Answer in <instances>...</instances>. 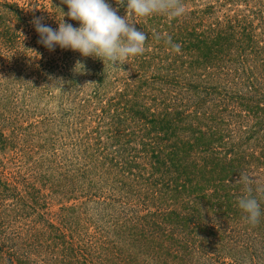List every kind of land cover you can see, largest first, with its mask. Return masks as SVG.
Masks as SVG:
<instances>
[{
    "label": "trees",
    "instance_id": "16d2710c",
    "mask_svg": "<svg viewBox=\"0 0 264 264\" xmlns=\"http://www.w3.org/2000/svg\"><path fill=\"white\" fill-rule=\"evenodd\" d=\"M182 3L133 16L145 51L112 65L40 53L31 21L58 28L62 0H0V85L31 98L0 95V264H264V0Z\"/></svg>",
    "mask_w": 264,
    "mask_h": 264
},
{
    "label": "clouds",
    "instance_id": "9594fccd",
    "mask_svg": "<svg viewBox=\"0 0 264 264\" xmlns=\"http://www.w3.org/2000/svg\"><path fill=\"white\" fill-rule=\"evenodd\" d=\"M68 11L58 21V28L53 29L43 24L42 17H34L31 21L40 39L38 43L53 50L56 45L62 49L78 51L83 57L108 60L112 65L125 63L130 56L142 55L145 51L147 33L138 30L132 17H150L154 14H166L170 18H178L185 14L186 8L182 0H115L113 7L107 0H62ZM125 7V14L118 15V8ZM79 22V27L63 20L64 16ZM153 38L163 39L165 44L176 53H180L181 45L175 43L170 35L154 32ZM73 70L78 73L87 71L86 65L77 60ZM63 86L62 78L54 81ZM237 183L244 185L245 194L238 198L237 206L244 214V219L252 226L260 222L261 203L253 195V178L240 173ZM264 193V189L259 190Z\"/></svg>",
    "mask_w": 264,
    "mask_h": 264
},
{
    "label": "rangeland",
    "instance_id": "374dc122",
    "mask_svg": "<svg viewBox=\"0 0 264 264\" xmlns=\"http://www.w3.org/2000/svg\"><path fill=\"white\" fill-rule=\"evenodd\" d=\"M19 3H21L24 0H17ZM47 25V24H45ZM30 29V27H29ZM57 29V28H56ZM34 33V31H32ZM32 32H29L31 34ZM43 50L40 51V53H43L45 56L54 54V50H49L46 47L42 48ZM40 56V54L37 56V58ZM30 85H0V95H4V102L10 104H21V103H28L30 102V97L27 96L28 87ZM54 91H56V88L53 87ZM49 104V103H48ZM38 107H44L43 106V100L39 101ZM57 207V204L54 203L51 208L55 209Z\"/></svg>",
    "mask_w": 264,
    "mask_h": 264
}]
</instances>
